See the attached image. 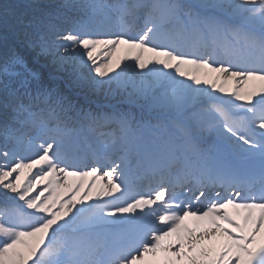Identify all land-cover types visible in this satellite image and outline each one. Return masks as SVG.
Listing matches in <instances>:
<instances>
[{"label": "snow or ice", "instance_id": "snow-or-ice-1", "mask_svg": "<svg viewBox=\"0 0 264 264\" xmlns=\"http://www.w3.org/2000/svg\"><path fill=\"white\" fill-rule=\"evenodd\" d=\"M0 264H264V0H0Z\"/></svg>", "mask_w": 264, "mask_h": 264}, {"label": "rangeland", "instance_id": "rangeland-1", "mask_svg": "<svg viewBox=\"0 0 264 264\" xmlns=\"http://www.w3.org/2000/svg\"><path fill=\"white\" fill-rule=\"evenodd\" d=\"M118 55H119V53H118ZM138 71V70H137Z\"/></svg>", "mask_w": 264, "mask_h": 264}]
</instances>
